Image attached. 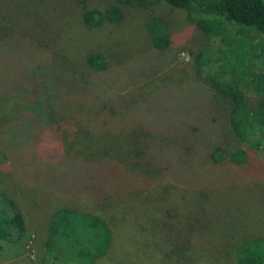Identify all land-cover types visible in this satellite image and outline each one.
<instances>
[{
    "label": "rangeland",
    "instance_id": "obj_1",
    "mask_svg": "<svg viewBox=\"0 0 264 264\" xmlns=\"http://www.w3.org/2000/svg\"><path fill=\"white\" fill-rule=\"evenodd\" d=\"M96 1L0 0V190L16 198L26 213L28 224L27 233L20 240L2 242L0 264H49L46 241L51 211L71 203L93 211L96 208L94 199L75 198L79 193L77 173L69 171L66 164H59L61 158L51 155L52 147L82 148L88 159L110 155L120 163L136 164L132 142L122 136L112 138L86 132L85 127H93L92 124L73 116L91 110L81 96L79 84V78L89 74L85 64L87 54L103 51L111 63L123 62L131 56L141 75L151 74L155 66L157 73L146 80L140 97H148L153 92L147 109L162 113V109L171 112L177 110L174 107L185 104V95L179 86H187L189 79L203 84L196 73L197 60L212 61L208 50L211 53L215 49L227 50L218 37L207 39L183 10L165 2L137 7L122 4L123 16L118 21H104L91 27L79 23L81 8L87 5L98 9ZM46 14L70 18L74 26L71 31L64 26L56 32L61 33L60 39H54L52 44L56 47L59 44L60 49L52 51L48 58L44 57V38L40 31ZM152 17L167 23L170 36L168 47L159 52V58L153 63L148 60L155 51L150 49L153 46L147 28ZM223 26L226 33L233 28L230 24ZM236 29L232 32L239 40L243 38L242 46L246 49L248 38L241 37L240 29ZM259 46L255 45V51L264 50V46ZM200 53L206 54H201L200 59L197 58ZM219 57L226 61L232 56ZM262 58L264 60V54ZM260 62L256 59L249 62L251 68L242 71V76L250 79ZM46 77L51 78L62 95V101L53 112V126L61 127L60 130L65 127L59 138L55 137L54 130L49 132L50 128H44L49 126L43 119L49 111H46L42 94L34 95L26 87L33 79L42 85ZM176 84L179 85L174 89L172 85ZM160 86L167 91L174 90L166 95L165 101L155 95ZM243 93L247 107L257 104L261 97L258 87L248 88ZM47 119H51L50 113ZM252 127L261 128L244 135L243 145L250 152V158L242 165L243 173L228 184L190 190L193 192L177 185H153L132 189L129 199L119 198L118 201L125 200V203L119 205L112 216L114 239L96 264H177L168 259L170 250L167 249L178 239L186 243L189 238L205 246L199 249L192 245L195 252H191L190 259L186 258L183 264H210L214 248L222 242L235 243L244 237L264 236V123ZM9 147L15 148L18 155L15 165L18 175H13L4 155L13 150ZM33 182L36 183L31 185ZM157 211H162L164 219L158 218Z\"/></svg>",
    "mask_w": 264,
    "mask_h": 264
},
{
    "label": "trees",
    "instance_id": "obj_2",
    "mask_svg": "<svg viewBox=\"0 0 264 264\" xmlns=\"http://www.w3.org/2000/svg\"><path fill=\"white\" fill-rule=\"evenodd\" d=\"M96 2L98 9L89 8L87 5L81 8L79 23L91 27L104 21H118L123 16L120 7L122 4L137 7L165 2L171 7L183 10L207 39L218 37L227 50L215 49L214 53L208 50L212 61L201 63L197 60L196 73L202 78L203 84L189 79L187 86H179L181 92H184L185 104L174 107L177 110L171 112L162 109V113L147 109L150 106L148 99L153 92L148 97H140L146 80L157 73L155 66L152 67L151 74L146 72L141 75L136 67V60L133 61L131 56L123 62L111 63L103 51L97 50L86 55L85 64L89 74L80 77L79 84L82 88L81 96L91 110L73 116L92 124L93 127H85L86 132L112 138L122 136L132 142L136 164L120 163L110 158V155L88 159L82 148L62 150L50 146L51 155L56 159L61 158L59 164H66L64 166L69 171L77 173L79 193L75 198L94 199L96 208L93 211L71 203L51 211L46 241L49 264H96L106 254L114 239L112 216L119 205L125 203V200L118 199H129L132 189L177 185L193 192L221 187L238 178L243 173L242 165L250 158V152L243 145L244 135L261 128L252 125L264 123V50L258 48L255 51V45L264 46V0ZM72 24L70 18H56L46 14L44 25L40 26L41 38H44V57H51L52 51L60 49L59 44L58 47L52 44L54 39H60L61 33L56 32L64 26L71 31L72 27L74 29ZM226 24L233 26L228 33L223 26ZM166 25L159 17H152L147 22L153 46L150 49L155 51V55L151 53L152 57L148 58L151 63L159 58V52L170 43ZM236 28L240 29L241 33H238L241 37L248 38L246 49L242 46L243 38L239 40L232 32ZM28 42L34 45L31 40ZM201 54L206 53H200L197 58ZM228 54L232 57L226 61L219 57ZM255 59L261 62L252 77L249 79L242 76V71L249 70V62ZM178 85L172 86L175 89ZM26 87L34 95L42 94L46 111L51 114V119H47L48 114L44 116L43 119L49 124L44 128H50L49 132L54 130V134L58 135L55 134V137L62 136L65 127L60 130L61 127L53 126L54 109L62 101L61 91L57 90L50 77H46L42 85L33 79ZM251 87L260 88L261 97L257 104L247 107L243 91ZM170 92L174 90L167 91L160 86L155 95L160 101H165ZM151 106H155L154 99ZM244 124L248 127H243ZM47 137L48 135L45 138ZM4 155L9 169L14 172L13 175H18L15 166L18 155L15 148ZM234 174L236 176L231 178ZM157 213L160 215L158 218L164 219L162 211ZM25 214L16 198L1 189L0 251L3 241H18L27 233ZM154 237L155 235L151 236ZM182 241L178 239L167 249L170 250L168 259L177 264H183L186 258L190 259L191 252H195L192 245L202 249L205 244L197 240L191 242L190 238L186 243ZM214 249L211 254L214 258L210 264H264V236L244 237L235 243L224 241Z\"/></svg>",
    "mask_w": 264,
    "mask_h": 264
}]
</instances>
